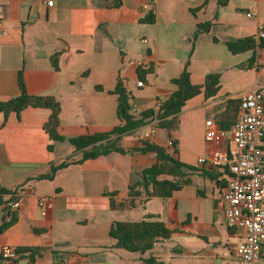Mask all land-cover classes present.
<instances>
[{
  "label": "crops",
  "instance_id": "0c3cea01",
  "mask_svg": "<svg viewBox=\"0 0 264 264\" xmlns=\"http://www.w3.org/2000/svg\"><path fill=\"white\" fill-rule=\"evenodd\" d=\"M44 1L0 0V102L19 95L21 74L27 94L59 102L58 132L65 138L108 133L121 124L117 95L111 93L118 81L131 94L136 116L177 90L171 81L187 61L192 84L218 74L219 89L211 98L201 93L188 100L171 134L153 120L117 139L118 147L137 148L153 124L147 143L194 169L186 171L190 183L169 198L144 200L142 193L132 207L129 185L156 164L154 153H110L70 164L52 180L34 181L51 165L77 161L81 153L67 141L49 139L43 130L49 110L0 112V187L11 192L2 197L0 227L16 217L0 234V249H36L32 264H55V256L61 257L57 264H145L150 257L164 264H246L234 254L245 230L228 228L220 201L223 171L201 166L197 159L212 148L234 149L228 133L217 146L205 142L206 118L217 123L229 101L252 88L264 91V48L233 54L227 47L256 38L258 24L264 27V0H53L51 8ZM150 10L154 22L141 23ZM201 24L210 28L201 31ZM140 67L152 68L143 87L137 86ZM225 127L231 125L225 122ZM170 137L174 149L167 148ZM15 197L18 208L8 209ZM40 199H45L42 206ZM111 199L125 207L111 209ZM142 220L160 221L174 233L144 254L113 248L109 230L114 222ZM257 264H264V247Z\"/></svg>",
  "mask_w": 264,
  "mask_h": 264
},
{
  "label": "trees",
  "instance_id": "16d2710c",
  "mask_svg": "<svg viewBox=\"0 0 264 264\" xmlns=\"http://www.w3.org/2000/svg\"><path fill=\"white\" fill-rule=\"evenodd\" d=\"M109 5L118 6L120 1L111 3ZM225 1H220L224 4ZM155 20L153 11H149L141 23H153ZM201 31H207L210 24H201L198 26ZM229 51L233 54L244 53L247 51H259L264 48V39L257 42L254 37H247L239 39L235 42L227 44ZM57 56L52 57V63L57 68ZM189 62L187 61L185 67L178 78L171 81L177 86V90L173 92L167 100H165L161 107L156 112L153 109L142 112L139 116L132 113V106L130 104L131 94L123 87L121 81H118L115 89L111 91L112 94L117 95V115L121 124L114 127L108 133H100L93 135H84L75 138H65L58 132L60 104L51 96H33L27 94L21 74L18 75L19 95L11 100L0 102V112L7 116L9 113H16L19 115L27 108H40L50 111L48 120L43 126V130L53 142L67 141L74 149L75 153H81V158L77 161L67 159L58 165H51L50 170L42 175H39L31 180H52L56 172L67 167L73 163H82L89 159H96L101 156H106L110 153L133 154V153H154L156 156V164L150 168L139 173V180L129 185V196L131 201L129 206H133L134 198L140 196L142 193L146 195V200L157 197L166 199L174 192L181 189L183 186L190 183L186 171L194 170L192 167L180 163L167 153L165 148L149 144L146 141H141L140 146L133 149H124L116 146V141L123 135L133 133L138 128H141L151 122L153 119L158 121V127L166 129L169 134L176 130L177 115L185 103L195 96L203 93L205 98L215 96L219 89V75L207 74L202 85H194L190 81V73L188 71ZM152 72V68L147 69L140 67L138 69L139 79L142 82L144 77ZM238 109V100H231L228 102L227 108L224 112L217 116V123L223 130L225 122L232 125L235 121ZM112 136L116 139L112 140ZM174 148L176 142L173 137H170ZM48 150H53V144L48 145ZM30 180V181H31ZM11 194L10 191L0 187V207L2 206L4 195ZM16 200V197H15ZM125 205L116 204L113 199L110 200L111 209H121ZM16 221L13 215L8 223L0 227V234L11 226ZM173 230H170L160 221L142 220L139 222H114L109 230V236L115 241L113 248L123 249L132 253L144 254L152 250L155 244L168 240ZM16 253L18 260L28 259L34 263L35 256L38 254L36 249L32 248H17ZM145 264H164L150 257L144 260Z\"/></svg>",
  "mask_w": 264,
  "mask_h": 264
},
{
  "label": "built area",
  "instance_id": "2783aa9c",
  "mask_svg": "<svg viewBox=\"0 0 264 264\" xmlns=\"http://www.w3.org/2000/svg\"><path fill=\"white\" fill-rule=\"evenodd\" d=\"M44 3L48 8L53 6V0H45ZM246 18L252 19L253 15L247 13ZM262 39L264 27L258 24L256 40ZM259 63L257 54L256 66ZM137 86L143 87L144 83L140 81ZM237 100L236 118L227 131L221 129L212 117L206 118L204 122V139L207 144L219 145L228 133L234 149L222 152L212 148L206 155L199 157L197 163L223 171L224 189L220 201L225 206L227 226L229 229L245 230L244 240L234 248V254L246 264H257L264 247V91L252 88L242 93ZM162 103H155L154 112ZM154 128L153 124L148 125L141 136L142 140L148 142L152 138ZM167 148L174 149L171 140L168 141ZM142 196L146 200V195ZM44 202L45 199H40L39 205L42 206ZM18 206L19 203L15 199L6 204L11 210L17 209ZM0 264L32 262L28 259L18 260L16 248L3 247L0 249Z\"/></svg>",
  "mask_w": 264,
  "mask_h": 264
},
{
  "label": "water",
  "instance_id": "95a60500",
  "mask_svg": "<svg viewBox=\"0 0 264 264\" xmlns=\"http://www.w3.org/2000/svg\"><path fill=\"white\" fill-rule=\"evenodd\" d=\"M7 214H10V211H9ZM60 258H61V257H59V256H55L54 263L57 264L58 261L60 260Z\"/></svg>",
  "mask_w": 264,
  "mask_h": 264
}]
</instances>
